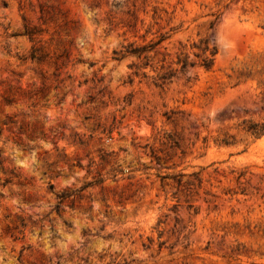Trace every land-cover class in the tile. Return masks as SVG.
I'll list each match as a JSON object with an SVG mask.
<instances>
[{"label":"rangeland","instance_id":"obj_1","mask_svg":"<svg viewBox=\"0 0 264 264\" xmlns=\"http://www.w3.org/2000/svg\"><path fill=\"white\" fill-rule=\"evenodd\" d=\"M255 123L264 0H0V264H264Z\"/></svg>","mask_w":264,"mask_h":264},{"label":"trees","instance_id":"obj_2","mask_svg":"<svg viewBox=\"0 0 264 264\" xmlns=\"http://www.w3.org/2000/svg\"><path fill=\"white\" fill-rule=\"evenodd\" d=\"M146 51L145 47H136L134 46L132 43L129 44L128 46H122V49H120L119 51H114L115 55H117V59L129 56V55H135L137 58H140V56L142 55V53ZM144 58L147 59L146 55L144 56ZM179 62L182 63V68H184L187 64L186 60H179ZM144 65H147V62L144 63ZM203 66L205 67L206 70L210 69L212 66V61L211 59L205 58L203 61ZM172 76V72L171 70L165 72L160 79H162V83H164L165 80L169 79ZM251 129H253V132L255 134H261L264 132V123H255L252 124ZM61 197H65V195H61Z\"/></svg>","mask_w":264,"mask_h":264}]
</instances>
